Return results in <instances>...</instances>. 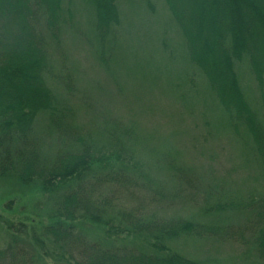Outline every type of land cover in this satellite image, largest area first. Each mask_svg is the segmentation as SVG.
<instances>
[{"label": "trees", "instance_id": "1", "mask_svg": "<svg viewBox=\"0 0 264 264\" xmlns=\"http://www.w3.org/2000/svg\"><path fill=\"white\" fill-rule=\"evenodd\" d=\"M88 1L93 54L111 81H87L90 66L81 63L92 51L71 65L54 60L78 26L71 0H0V177L39 183L54 206L30 239L52 249L40 255L26 224L13 223L0 264H223L202 244L216 237L242 240V253L264 264V104L253 106L236 71L248 61L264 101V0H165L185 42L184 81H132L124 94L133 102L115 103L105 88L123 92L116 67L129 59L118 54L117 2ZM171 97L185 109L168 108ZM196 104L225 118L203 115V133ZM221 138L246 140L249 163L220 155ZM250 163L254 186L238 189L239 174L230 179ZM235 214L249 238L232 224ZM79 221L104 234L93 237ZM186 238L202 242L198 254L178 247ZM239 256L224 264H245Z\"/></svg>", "mask_w": 264, "mask_h": 264}, {"label": "rangeland", "instance_id": "2", "mask_svg": "<svg viewBox=\"0 0 264 264\" xmlns=\"http://www.w3.org/2000/svg\"><path fill=\"white\" fill-rule=\"evenodd\" d=\"M71 2L72 5L70 6L78 23L75 29L77 33L70 31L64 35L58 49L54 50L55 62H66L71 65V60L75 62L78 56H83L84 53L92 51L93 57H90L88 61V54L87 61L81 63V65L88 63L90 66L87 81H111L110 78L105 76L104 70L99 68L100 65L96 60V55L93 54L94 49L97 48L95 11L92 12L91 3L88 0H71ZM116 2L121 20L120 26L116 29L122 46L118 54L128 55L129 59H126L127 67L125 69L122 67L121 61H119V66L116 67L119 69L116 81L123 86V92L115 94L105 88L110 94L111 101L115 103L121 97L120 100L128 98L129 102H133L134 98L132 96L124 94L127 87H131L132 81H184L179 74H183L189 67L185 42L165 0H116ZM88 49L91 50L88 52ZM236 71L238 72L240 84L253 106L262 108L264 104L263 93L254 80L248 61L244 59L236 64ZM112 81H114V77H112ZM122 81L130 82H124V85ZM204 87L206 89V84H204ZM173 89L175 91L176 88ZM174 95L179 97L182 94L177 92ZM104 101L108 103L105 98ZM195 103L196 101L193 104ZM166 106L177 113L185 109L181 102L172 99V97L166 103ZM138 111L143 113L142 110ZM195 111L197 127L203 133H205V128L202 122H199V118L203 115L213 119L225 118L223 111L219 109L218 111H207V108L203 105L199 106V104H196ZM215 142L223 146L219 150V154H224L229 161L237 158L240 154L241 164L249 163L250 157L245 153L247 150L243 146H246V140L241 141L240 146L234 145L228 140L224 141L223 138L217 139ZM232 148L234 153L230 152ZM249 169L243 166L233 173L230 179L232 182L239 174L237 181L240 185L235 183L238 189L249 191L253 188L254 180L252 181L250 176L256 173V164L250 163ZM221 177L225 180L224 175ZM245 177L246 181L244 183ZM53 209V203L50 202L49 196L43 194L39 183L24 186L16 176L0 177V249H7L10 245L12 233L9 226L11 224L25 223L28 231L30 230L29 236H26V238L30 240L34 231L40 234L43 233L44 227L51 222ZM231 222L236 228L244 232L243 236L245 238H249V232L247 231L249 226L246 220H239V215L235 214L231 216ZM79 226L89 230L94 235L93 237H102V234H104L102 226L96 224L79 221ZM30 242L40 252V255L47 252V249H52L49 242H47L45 248L37 246L31 240ZM242 242V240L232 239V237L231 239L216 237L211 244H214L213 246L201 243L209 248V253H214L223 264L230 263L229 256L235 258L238 253L240 255L238 259L245 264H252L253 261L261 264L263 261L255 258L252 260L248 253H242L241 248L244 246ZM201 243L198 239L186 238L182 242H178V247L181 246L185 253L195 255L200 252ZM44 264H52V262L46 261Z\"/></svg>", "mask_w": 264, "mask_h": 264}]
</instances>
